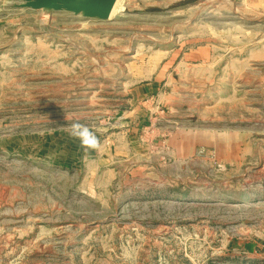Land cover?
Segmentation results:
<instances>
[{
	"label": "rangeland",
	"instance_id": "obj_1",
	"mask_svg": "<svg viewBox=\"0 0 264 264\" xmlns=\"http://www.w3.org/2000/svg\"><path fill=\"white\" fill-rule=\"evenodd\" d=\"M22 4L0 0V264H264V0Z\"/></svg>",
	"mask_w": 264,
	"mask_h": 264
},
{
	"label": "water",
	"instance_id": "obj_2",
	"mask_svg": "<svg viewBox=\"0 0 264 264\" xmlns=\"http://www.w3.org/2000/svg\"><path fill=\"white\" fill-rule=\"evenodd\" d=\"M20 7L30 10L67 12L86 19L107 21L118 0H20Z\"/></svg>",
	"mask_w": 264,
	"mask_h": 264
},
{
	"label": "clouds",
	"instance_id": "obj_3",
	"mask_svg": "<svg viewBox=\"0 0 264 264\" xmlns=\"http://www.w3.org/2000/svg\"><path fill=\"white\" fill-rule=\"evenodd\" d=\"M68 134L74 140L79 141L80 147L88 152L90 150L98 151L100 149V140L96 135V131L87 124L80 122L71 123L67 128Z\"/></svg>",
	"mask_w": 264,
	"mask_h": 264
},
{
	"label": "bare ground",
	"instance_id": "obj_4",
	"mask_svg": "<svg viewBox=\"0 0 264 264\" xmlns=\"http://www.w3.org/2000/svg\"><path fill=\"white\" fill-rule=\"evenodd\" d=\"M118 4H119V0L117 2L116 6L114 7V10H113V13L112 14H114L118 10ZM46 11L49 12V10H46Z\"/></svg>",
	"mask_w": 264,
	"mask_h": 264
}]
</instances>
